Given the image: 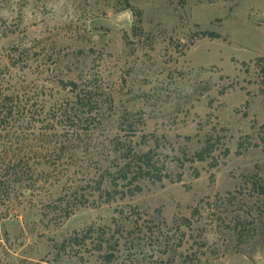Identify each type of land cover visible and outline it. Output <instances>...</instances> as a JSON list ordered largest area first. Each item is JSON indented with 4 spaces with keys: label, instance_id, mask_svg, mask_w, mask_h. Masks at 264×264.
<instances>
[{
    "label": "rangeland",
    "instance_id": "obj_1",
    "mask_svg": "<svg viewBox=\"0 0 264 264\" xmlns=\"http://www.w3.org/2000/svg\"><path fill=\"white\" fill-rule=\"evenodd\" d=\"M72 82L96 124L37 130L55 161L0 203V264H264V0H0V89ZM144 154L163 180L122 197Z\"/></svg>",
    "mask_w": 264,
    "mask_h": 264
},
{
    "label": "trees",
    "instance_id": "obj_2",
    "mask_svg": "<svg viewBox=\"0 0 264 264\" xmlns=\"http://www.w3.org/2000/svg\"><path fill=\"white\" fill-rule=\"evenodd\" d=\"M136 15L141 21L140 12L137 10ZM205 35H215L209 32H204ZM72 91L76 93V101H67L65 103H54L47 106L46 100H40L38 93H33V107L27 103L24 104L19 93H7L0 89V203H6L11 200L14 193L17 192L15 184L25 186V188L33 187V176L35 173L36 165L49 162L55 155L56 150H50L44 145L41 148L46 151L45 158L48 159L44 162L38 158H30L27 153L33 151V141L38 139L36 137L38 129H56L58 126L68 128L64 134L69 133L70 130L78 131L80 127L85 131L91 129L96 124L97 116L100 112V100L90 94L86 90L81 93L78 84H72ZM80 89V90H79ZM37 106V107H36ZM38 124H41L38 126ZM82 125V126H81ZM84 125V126H83ZM70 129V130H69ZM79 132V131H78ZM44 137V136H43ZM45 133V140H40L42 143L50 144L51 141ZM58 141V140H56ZM62 151V149H61ZM35 153L38 154L37 148ZM62 154V153H61ZM59 154V155H61ZM59 157V156H58ZM53 159H56L55 157ZM141 166L138 169L132 167L131 162H127L121 168L120 176H112L113 184L119 185V179L128 180V189L122 192V197L135 195L137 192L142 191V186L138 183L146 176H153L150 171L152 168L159 169L152 165V160L149 155L144 154L140 156ZM204 159V158H202ZM33 165L30 164L31 161ZM53 163L55 160H51ZM35 165V166H34ZM61 164H59L60 166ZM55 167L54 169H58ZM154 175L158 180L162 181L164 175L162 170ZM134 172L133 176L132 175ZM120 177V178H119ZM138 183V184H137ZM102 189V186H99ZM107 195L111 196L112 193L107 191ZM104 248L103 244H99V250Z\"/></svg>",
    "mask_w": 264,
    "mask_h": 264
}]
</instances>
